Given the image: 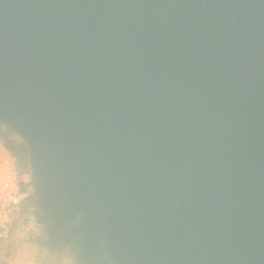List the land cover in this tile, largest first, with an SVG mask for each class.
I'll return each instance as SVG.
<instances>
[{"label":"water","instance_id":"95a60500","mask_svg":"<svg viewBox=\"0 0 264 264\" xmlns=\"http://www.w3.org/2000/svg\"><path fill=\"white\" fill-rule=\"evenodd\" d=\"M0 125L81 264H264V0H0Z\"/></svg>","mask_w":264,"mask_h":264},{"label":"built area","instance_id":"2783aa9c","mask_svg":"<svg viewBox=\"0 0 264 264\" xmlns=\"http://www.w3.org/2000/svg\"><path fill=\"white\" fill-rule=\"evenodd\" d=\"M26 172L20 169L17 157L0 137V244L11 228L22 219L23 201L29 195Z\"/></svg>","mask_w":264,"mask_h":264},{"label":"crops","instance_id":"0c3cea01","mask_svg":"<svg viewBox=\"0 0 264 264\" xmlns=\"http://www.w3.org/2000/svg\"><path fill=\"white\" fill-rule=\"evenodd\" d=\"M40 219L41 216L32 218V223L35 226V230L40 232H36V244L34 242V245L40 248V251L38 252L40 255L38 257L30 255L28 256V259L22 257V255L27 256L26 249L29 247L26 246L28 244L25 243L26 241L24 240L22 242H18L21 241L18 240V238L21 239L23 236H17L16 240H14L12 244H8L10 251L7 253L4 261L0 260V264H81L80 261L78 262L76 258H73V253L68 250V247L70 249L72 248L69 244V241L64 242L63 240L66 225L62 228V230H53L51 226L44 224L42 221H40ZM15 227L16 224L11 228L9 236L11 232L14 231ZM39 234H41V236H38ZM23 244L25 246L24 248L21 246ZM62 253H65L66 255Z\"/></svg>","mask_w":264,"mask_h":264},{"label":"rangeland","instance_id":"374dc122","mask_svg":"<svg viewBox=\"0 0 264 264\" xmlns=\"http://www.w3.org/2000/svg\"><path fill=\"white\" fill-rule=\"evenodd\" d=\"M0 128L5 131L7 137L13 138V139L21 142L23 144V146L26 148L25 141L22 139V137L20 136L18 131H15V130L13 131L11 129H7L1 125H0ZM26 162L27 163H26L25 169L23 171L27 173L25 178L29 179L28 191L30 193H32V189H33L32 185L34 183V180L30 174L28 159ZM32 194H34V193H32ZM38 197L39 196L37 195V198H35L34 203L32 201L31 205H26V206L24 205L23 206L22 219L16 223V227H15L14 231L11 232L12 236L10 234V236L8 237V240L4 243H1V247H0V260L1 261H4L7 253L10 251V249L8 248V244H10V243L12 244L13 241L16 240L17 236H23V238H21V239L18 238V240H21L18 242H22L24 240V241H26L25 243L28 244L26 246L29 247L28 249H26L27 250V256L22 255V257H25L28 259L29 258L28 256H30V255H33L34 257H38L40 255V254H38V252L40 251V248L38 246L34 245V242L37 241V235H36L37 231L35 230V228H34L35 226L32 223V218H36V217L40 216V214H41V212L39 211V208L36 204ZM37 233H40V232L38 231ZM38 236H41V234H39ZM35 244H36V242H35ZM21 246H23V248L25 247L24 244ZM62 254L66 255L65 253H62Z\"/></svg>","mask_w":264,"mask_h":264},{"label":"trees","instance_id":"16d2710c","mask_svg":"<svg viewBox=\"0 0 264 264\" xmlns=\"http://www.w3.org/2000/svg\"><path fill=\"white\" fill-rule=\"evenodd\" d=\"M0 137H2L5 141L7 147L13 152V154L17 157L20 169L23 171L26 166V161L28 159V151L23 146V144L13 138H9L6 136L4 130L0 128ZM35 198H37V194L29 193L28 196L25 197L23 201V206L31 205L32 201L34 203Z\"/></svg>","mask_w":264,"mask_h":264}]
</instances>
